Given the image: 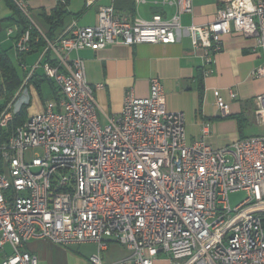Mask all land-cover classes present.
Here are the masks:
<instances>
[{"label":"built area","instance_id":"obj_1","mask_svg":"<svg viewBox=\"0 0 264 264\" xmlns=\"http://www.w3.org/2000/svg\"><path fill=\"white\" fill-rule=\"evenodd\" d=\"M161 1L174 5L170 16L144 18L101 5L95 24L45 37L37 62L29 69L19 63L28 71L0 110V127L30 103L28 80L37 67L56 93L0 144V248L11 247L0 264H37L22 249L31 238L95 242L93 264H104L99 252L110 241L128 250L111 264H264V132L214 148L205 140V121L200 137L187 142L183 113L167 110L156 76L146 96L127 89L120 112L105 122L98 117L94 91L102 85L87 82L77 51L175 42L193 0ZM220 1L212 23H230L254 40L261 63L251 74L264 77V0ZM13 2L29 18L27 1ZM186 29L192 45L202 48L206 76L222 48L220 34L210 24ZM6 34L16 54L30 50L29 28L17 34L9 26ZM214 94L220 116H227L228 104ZM253 102L264 127V92ZM238 190L245 197L231 206L229 193Z\"/></svg>","mask_w":264,"mask_h":264},{"label":"crops","instance_id":"obj_2","mask_svg":"<svg viewBox=\"0 0 264 264\" xmlns=\"http://www.w3.org/2000/svg\"><path fill=\"white\" fill-rule=\"evenodd\" d=\"M58 1L65 2L70 13L64 17L62 26L55 30L56 36L70 26L95 24L99 6L111 3L114 5L118 0H82L77 7H70L68 0H27L28 8L34 12L37 22H32L29 11L27 18L43 37L49 25L44 21L41 11L49 13ZM222 5L220 0H193L192 12L180 16L182 27L177 30L176 41L173 43H114L97 50H78L77 54L84 61L87 82L102 85L94 91L100 121L105 122L108 116L120 112L127 89H132L136 96H146L149 92V79L156 76L163 86L167 110L183 113L187 142L200 137L201 126L205 121L209 123L205 140L214 148L224 147L239 137L246 136L243 134L245 126L250 122L256 123L253 98L264 92V77H254L251 74L261 63V57L258 52L252 51L254 40L236 31L232 24L212 23L217 9ZM133 6V14L144 18H149L156 12L168 17L174 12L173 4L161 0H133ZM12 16L13 11L6 0H0V47L7 49L9 55L12 50L17 63L14 39L5 34L7 27L16 26ZM190 24H210L220 34L222 48L214 56L213 71L206 76L202 75V48L192 45L186 29ZM6 39L11 42L3 46ZM41 50L24 56L27 69L34 63L33 57H38ZM27 69L22 68L25 72ZM32 74L35 77L29 82L30 95L31 92L39 94L37 89L40 88L41 91L42 84L48 80L40 67L33 70L31 76ZM214 90L228 104L227 116H220ZM228 90L235 92L236 96L231 98ZM52 95L50 88L48 99ZM238 116L243 118L241 127ZM61 246L63 245L45 238H31L24 243L22 249L36 256L37 264H69L66 250ZM119 246L120 248L112 250L108 244L102 250L106 252L104 264H111L126 253V248ZM10 253L11 247L9 252L0 248V260ZM88 259L91 262L90 257Z\"/></svg>","mask_w":264,"mask_h":264},{"label":"trees","instance_id":"obj_3","mask_svg":"<svg viewBox=\"0 0 264 264\" xmlns=\"http://www.w3.org/2000/svg\"><path fill=\"white\" fill-rule=\"evenodd\" d=\"M6 2L13 11V16L11 19L16 25L17 34L28 28L30 31V50L17 54L16 58L18 64L24 60V56L41 50L46 45L45 37L48 39H53L56 36L55 30L62 26L64 17L70 13L65 2L62 1H58L55 6L51 8L49 13H46L44 10H42L41 15L44 21L49 25L48 31L44 33L45 37H43L37 28L32 25L30 20L19 10L13 0H6ZM114 8L116 11H129L131 14L134 13L133 0H118L114 3ZM26 73L27 72L19 68V65H16L13 58H11V56L8 54L7 49L0 47V97L3 99V104L0 105V110L2 109L3 105L12 98L14 92L21 84ZM34 77L35 76L32 74L28 80V83L31 82ZM45 79L50 81V88L53 94L52 96H55L56 87L46 76ZM37 90L38 93H40V88ZM201 95L202 90L200 89L199 96L201 97ZM26 106L27 105L22 106L16 113H14L5 127H0V144L6 142L13 134L15 128L24 122L28 115L26 112ZM237 119L238 124L241 127L243 125V118L238 116Z\"/></svg>","mask_w":264,"mask_h":264},{"label":"rangeland","instance_id":"obj_4","mask_svg":"<svg viewBox=\"0 0 264 264\" xmlns=\"http://www.w3.org/2000/svg\"><path fill=\"white\" fill-rule=\"evenodd\" d=\"M68 1H69L68 5L70 7H77L82 2V0H68ZM28 11L30 13V17L32 19V22H33V20H34V22L35 21L37 22V18L35 16L34 12L32 10H30V8H28ZM4 33H5V31H4ZM10 42L11 41L9 39L8 40L6 39V41H4V43H3V46L8 45V43H10ZM9 53H10V56H12V50ZM12 58L15 61L13 56H12ZM33 60H35L34 63L37 62V60H38L37 55H35L33 57ZM15 63H16V61H15ZM16 65H19V64L16 63ZM19 68L22 69L21 66ZM49 93H50V83L48 81H45L42 84L41 91H40L39 94H35V93L31 92L30 103L26 106L27 114L29 115V114H32V113L40 111L44 101H46V99H48ZM2 104H3V99H2V97H0V105H2ZM262 132H264V127L259 125L257 122L256 123L255 122H250V124L246 125L245 128L243 129V134H246V135H250V134L252 135V134H257V133H262ZM35 151L37 152L39 150H35ZM27 155H29L28 152H27ZM244 197H245V192L242 191V190L230 192L229 193V201H230L231 206L236 205ZM109 244H110L112 250L114 248H120L119 245H121L120 243L115 242V241H110ZM9 246L10 245L5 244L3 246L4 250L9 252L10 251V247ZM122 247H124V246L122 245ZM61 248L66 250V258H67L69 264H91V262L89 261L88 258L92 254H97V252H98L97 244L95 242H91V241L81 242L79 245L78 244H73V245L70 244V245H65V246L63 245V246H61ZM124 249H125V247H124ZM125 252L126 253L124 255H122V256H119L118 259L127 256L128 255V250L125 249ZM99 254L102 257V262L106 263V252L105 251H101V252H99ZM116 258H114V260ZM160 264H169V263L164 261L162 263L160 262Z\"/></svg>","mask_w":264,"mask_h":264}]
</instances>
